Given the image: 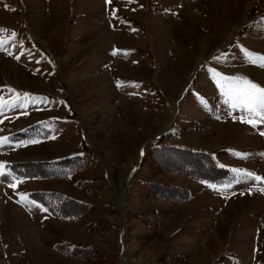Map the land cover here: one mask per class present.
I'll return each mask as SVG.
<instances>
[{
  "label": "rangeland",
  "instance_id": "1",
  "mask_svg": "<svg viewBox=\"0 0 264 264\" xmlns=\"http://www.w3.org/2000/svg\"><path fill=\"white\" fill-rule=\"evenodd\" d=\"M261 57L264 0H0V264H264V121L220 86L264 87ZM154 141L212 152L232 181L150 167ZM76 155L89 165L67 175L10 168ZM51 192L93 211L70 221L32 197Z\"/></svg>",
  "mask_w": 264,
  "mask_h": 264
},
{
  "label": "trees",
  "instance_id": "2",
  "mask_svg": "<svg viewBox=\"0 0 264 264\" xmlns=\"http://www.w3.org/2000/svg\"><path fill=\"white\" fill-rule=\"evenodd\" d=\"M161 143L162 142L159 143L158 147L150 150L146 154L147 162L150 167L159 171L168 170L170 172L188 174L195 180L207 181L215 184H224L232 181L230 170L221 166L211 152ZM44 164L32 162L15 163L12 164L10 168L16 177L47 178L52 175L53 170H61L63 172L62 175H67L82 167H88L89 161L83 162L82 157L76 155L55 162H46ZM52 166L54 168H50ZM145 185L150 194L168 198L175 202L188 201L191 195L188 188L176 185L158 182H146ZM32 197L45 205L51 213L68 218L70 221H76L80 216L88 215L93 211V206L89 203L80 202L57 192H51L49 194L34 193ZM143 220L147 224L156 225L157 223V221L148 217H144ZM88 228L95 232H100L105 229L103 224L100 223L90 224ZM59 248L65 251L63 247L60 246ZM71 254L74 257H80L91 261H95L99 258V254L95 248L76 247L71 251ZM142 264L175 263L167 255H164L157 261Z\"/></svg>",
  "mask_w": 264,
  "mask_h": 264
},
{
  "label": "snow or ice",
  "instance_id": "3",
  "mask_svg": "<svg viewBox=\"0 0 264 264\" xmlns=\"http://www.w3.org/2000/svg\"><path fill=\"white\" fill-rule=\"evenodd\" d=\"M261 66L264 67V57H261ZM221 88L224 90L223 94L227 97L225 103L233 109L239 107L245 110L253 119H248L249 124L255 125L260 121H264V87L253 83L246 77L238 76L233 80L228 81V86L221 84ZM28 95V94H25ZM264 134V133H262ZM4 138H0L2 140ZM3 164L0 162V167ZM248 176H253L252 173H247ZM256 180H260L261 177L255 176ZM15 188V184L10 185ZM264 191V189H262ZM21 197H24L25 193H18ZM35 203V201H31ZM46 210V209H45Z\"/></svg>",
  "mask_w": 264,
  "mask_h": 264
},
{
  "label": "water",
  "instance_id": "4",
  "mask_svg": "<svg viewBox=\"0 0 264 264\" xmlns=\"http://www.w3.org/2000/svg\"><path fill=\"white\" fill-rule=\"evenodd\" d=\"M156 146H157V145H155L154 143H153V145H151V147H148V144L145 145V146L143 147L142 151H141V156L144 155V153L146 152V150H148V149H150V148H154V147H156Z\"/></svg>",
  "mask_w": 264,
  "mask_h": 264
},
{
  "label": "bare ground",
  "instance_id": "5",
  "mask_svg": "<svg viewBox=\"0 0 264 264\" xmlns=\"http://www.w3.org/2000/svg\"><path fill=\"white\" fill-rule=\"evenodd\" d=\"M209 41V38H205V42H208ZM124 200H125V197H124ZM35 237V235H34ZM34 237H33V240H34ZM36 238V237H35ZM37 240V239H36Z\"/></svg>",
  "mask_w": 264,
  "mask_h": 264
}]
</instances>
